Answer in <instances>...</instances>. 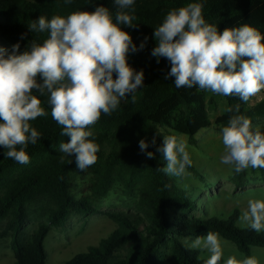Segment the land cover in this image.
<instances>
[{"label":"trees","instance_id":"1","mask_svg":"<svg viewBox=\"0 0 264 264\" xmlns=\"http://www.w3.org/2000/svg\"><path fill=\"white\" fill-rule=\"evenodd\" d=\"M193 2L203 4L206 21L221 32L247 23L264 34V0H135L136 27L121 28L131 35L137 48L148 37L142 50L130 52L127 57L131 67L143 70L144 87L137 90L134 102L131 97L122 100L117 110L111 115L102 114L92 127L93 139L99 145L98 159L86 171L76 167L74 156L61 160L59 144L69 138L60 135L62 129L51 117L48 96L34 93L48 115L31 121L41 135L36 144L29 143L25 149L30 163L7 158L6 150L0 147V224L5 222L0 240L9 238L14 264H45V237L72 213L81 217L101 214L117 228L97 246L63 264H204L206 259L199 258L196 250L186 249L180 238L206 236L208 231L219 233L244 258L251 256L253 247L264 248V232L236 226L239 210L234 209L227 218L198 216L197 203L172 177L157 170L166 164L163 154L157 151L163 143L160 127L187 136L194 144L200 130L212 123L222 129L233 114L245 115L252 122L264 119V91L257 102L251 98L244 103L195 87L177 88L174 78H164L171 65L164 58L157 63L151 55L156 46L154 28L171 9ZM101 3L115 12L112 0H72L71 4L65 0H0V38L9 42L10 53L16 43L23 52L33 38L42 43L48 36L47 32H29L28 25L41 15L48 19L54 15L66 17L73 11H94ZM236 104H240L239 113L225 112L226 107ZM260 131L264 132V125ZM141 139L149 145L145 152L139 148ZM147 152L154 153V158L148 159ZM187 169L195 172L192 166ZM259 170L264 173V169ZM246 172L237 174L232 169L231 182L236 191L246 186ZM82 176H88V194L76 198L72 183ZM116 184L127 194L137 192V214L100 211L95 206ZM28 222L36 226L24 240L23 229Z\"/></svg>","mask_w":264,"mask_h":264},{"label":"clouds","instance_id":"2","mask_svg":"<svg viewBox=\"0 0 264 264\" xmlns=\"http://www.w3.org/2000/svg\"><path fill=\"white\" fill-rule=\"evenodd\" d=\"M112 3L114 13L101 3L94 11H73L66 17L48 19L41 15L28 28L31 33H48L42 43L33 38L23 52L19 43L12 46L11 53L0 47V147L6 150L7 158L30 163L25 149L29 143L36 144L41 135L31 121L48 115L34 94L38 92L48 96L51 117L61 127L60 135L69 138L59 144L61 160L74 156L80 171L96 163L99 145L93 139L92 127L102 114L117 110L122 100L131 97L134 102L135 93L144 87L143 70L131 67L127 57L142 50L148 37L137 48L131 35L121 28L136 27L135 0ZM153 35L156 46L151 55L157 63L160 58L170 63L164 78H174L177 88L195 87L244 103L264 91V34L255 27L245 23L221 32L206 21L203 4L193 2L171 9ZM225 112L239 113L240 104L226 107ZM221 133L222 164L232 166L237 174L249 168L264 169V132L254 129L250 118L233 114ZM148 146L145 140L139 141L141 152ZM186 148L183 139L163 136L157 151L163 154L166 166L157 170L170 177L185 176L192 165ZM146 155L154 158L152 152ZM239 221L257 233L264 232V199H249ZM183 243L186 249L207 251L204 264H219L224 255L216 232L208 231L206 236ZM225 264L260 261L255 256L240 260L231 255Z\"/></svg>","mask_w":264,"mask_h":264},{"label":"rangeland","instance_id":"3","mask_svg":"<svg viewBox=\"0 0 264 264\" xmlns=\"http://www.w3.org/2000/svg\"><path fill=\"white\" fill-rule=\"evenodd\" d=\"M0 47L8 50L9 42L0 38ZM9 52V51H8ZM10 53V52H9ZM260 93L253 97L252 102H257ZM253 128L264 125V119L252 122ZM158 133L161 139L163 136L175 135L183 139L186 144L192 167L195 172L186 169V175L180 178L172 177L174 182L183 188L190 199L197 203L198 216H216L227 218L234 209L239 210L240 215L248 207L249 199H264V173L259 169H247V183L244 188L236 191L231 182L232 169L230 165L220 162L224 148L222 144L221 128L212 123L208 128L200 130L194 137L192 144L187 136L173 132L172 130L160 127ZM166 164L164 165V167ZM88 176L76 178L72 183V193L76 198L88 194ZM137 192L127 194L119 184L113 186L112 190L103 198H100L95 206L100 211H120L125 214L135 215V202ZM239 215V217H240ZM5 222L0 224V231ZM34 222H28L23 229V239H27L35 227ZM239 228L242 226L239 218L236 222ZM117 228L116 223L110 221L106 216L94 214L92 216L81 217L75 213L68 216L65 223L60 227H53L44 239L43 247L47 253L45 264H63L78 253L85 252L89 247H95L99 241L107 237ZM196 237L184 236L181 242L188 239L189 243ZM224 255L222 262L225 264L227 258L235 255L237 259H244L236 247L229 241L221 238ZM184 244V243H183ZM198 252L201 259H207V251ZM251 256L259 259L260 264H264V248L253 247ZM14 257L9 246V238L0 240V264H14Z\"/></svg>","mask_w":264,"mask_h":264}]
</instances>
